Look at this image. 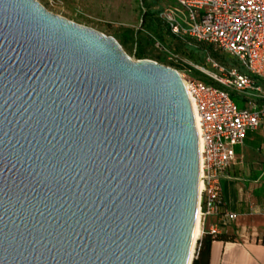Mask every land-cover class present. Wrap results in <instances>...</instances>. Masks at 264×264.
<instances>
[{
  "label": "water",
  "instance_id": "obj_1",
  "mask_svg": "<svg viewBox=\"0 0 264 264\" xmlns=\"http://www.w3.org/2000/svg\"><path fill=\"white\" fill-rule=\"evenodd\" d=\"M198 189L175 69L0 0V264H191Z\"/></svg>",
  "mask_w": 264,
  "mask_h": 264
},
{
  "label": "built area",
  "instance_id": "obj_2",
  "mask_svg": "<svg viewBox=\"0 0 264 264\" xmlns=\"http://www.w3.org/2000/svg\"><path fill=\"white\" fill-rule=\"evenodd\" d=\"M156 17L169 35L210 46L236 59L245 71L221 64L209 51L212 72L192 63L182 73L176 70L193 110L199 142V233L193 260L204 235L216 238L237 219L235 213L224 210L221 180L234 161L235 147L248 131L264 123V104L239 108L231 97V93L252 92L264 99V0H172L157 9ZM192 68L221 87L199 80Z\"/></svg>",
  "mask_w": 264,
  "mask_h": 264
},
{
  "label": "rangeland",
  "instance_id": "obj_3",
  "mask_svg": "<svg viewBox=\"0 0 264 264\" xmlns=\"http://www.w3.org/2000/svg\"><path fill=\"white\" fill-rule=\"evenodd\" d=\"M36 1L52 14L113 37L118 43L122 41V50L133 61L152 60L180 73L187 63H192L204 66L212 72V67L207 63L209 51V55L221 64H227L231 59L233 64L239 66L236 59L216 53L210 46L190 40L183 41L169 35L164 27L157 24L154 15H151L164 5L165 0ZM126 31H129L132 40L123 43L122 34ZM136 42L143 47V59L135 56ZM192 75H196L193 68Z\"/></svg>",
  "mask_w": 264,
  "mask_h": 264
},
{
  "label": "crops",
  "instance_id": "obj_4",
  "mask_svg": "<svg viewBox=\"0 0 264 264\" xmlns=\"http://www.w3.org/2000/svg\"><path fill=\"white\" fill-rule=\"evenodd\" d=\"M229 61L225 65L237 66ZM261 85L264 87V82ZM233 100L239 108L264 104V99L252 92L235 94ZM221 190L224 210L235 213L237 219L223 228L220 236L226 241H212L208 264H264V123L248 131L242 144L235 147Z\"/></svg>",
  "mask_w": 264,
  "mask_h": 264
},
{
  "label": "trees",
  "instance_id": "obj_5",
  "mask_svg": "<svg viewBox=\"0 0 264 264\" xmlns=\"http://www.w3.org/2000/svg\"><path fill=\"white\" fill-rule=\"evenodd\" d=\"M157 14V10L154 11L153 13H151V15H154V20L157 22V24L159 26H162V23L158 20V18L156 17ZM165 29V28H164ZM129 31H126V33H123L122 36L124 38V41H130L132 40V38L129 36ZM119 44L122 45V41H119ZM135 56L137 57V59H143L144 58V50L143 47L138 44L136 42V49H135ZM195 77H197L199 80L203 81L206 84H213L215 86L221 87L220 85L214 83L210 78H208L207 76L201 74L200 72L196 71V75ZM231 97L234 98L233 93H231ZM214 240H222V241H226V238H224V236H217L216 238H212L209 235H204L202 237V240L200 242V247L199 250L197 252V256L192 260L191 264H208L209 261V254H210V247H211V243Z\"/></svg>",
  "mask_w": 264,
  "mask_h": 264
},
{
  "label": "bare ground",
  "instance_id": "obj_6",
  "mask_svg": "<svg viewBox=\"0 0 264 264\" xmlns=\"http://www.w3.org/2000/svg\"><path fill=\"white\" fill-rule=\"evenodd\" d=\"M194 119H195V117H194ZM200 187H201V185H200ZM198 233H199V224H198V214H197L196 221H195L194 233H193L192 246H191V251H190V255H189V261H190L191 255L193 253L194 242L198 236Z\"/></svg>",
  "mask_w": 264,
  "mask_h": 264
}]
</instances>
